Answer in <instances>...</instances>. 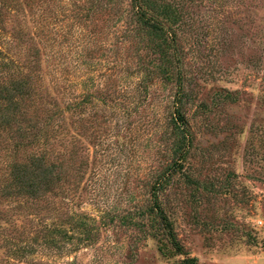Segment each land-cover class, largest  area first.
Segmentation results:
<instances>
[{"label":"rangeland","instance_id":"374dc122","mask_svg":"<svg viewBox=\"0 0 264 264\" xmlns=\"http://www.w3.org/2000/svg\"><path fill=\"white\" fill-rule=\"evenodd\" d=\"M0 1L11 6L0 8L1 58L14 60L0 79L33 75L27 115L46 126L57 106L92 95L62 131L59 192L30 201L4 194L0 168V264L176 263L182 256L162 255L135 220L170 158L174 88L140 70L145 51L131 39L129 0ZM178 1L188 14L181 43L198 95L185 109L194 140L184 175L192 182L176 174L160 197L198 264H264V229L256 225L264 219V0ZM212 81L238 99L199 115L195 105L210 102ZM11 133L0 128L1 164L27 154L11 149ZM81 218L91 230L84 240L48 246L38 235L44 225L71 234Z\"/></svg>","mask_w":264,"mask_h":264},{"label":"trees","instance_id":"16d2710c","mask_svg":"<svg viewBox=\"0 0 264 264\" xmlns=\"http://www.w3.org/2000/svg\"><path fill=\"white\" fill-rule=\"evenodd\" d=\"M181 5L184 7V3L178 0H129L127 12L134 28V30L131 28L133 31L131 39H136L138 46L145 51L144 55L142 53L140 64L143 67L140 70L144 72L147 81L152 82L154 78H158L174 88L168 133L165 135L166 140H169L170 158L150 184L151 204L142 208L138 215L134 214L137 217L135 220L142 221L141 226L146 235L158 240L157 249L162 255H166L167 258L181 255L182 258L174 264H198L197 258L189 256L178 240L173 220L160 197L166 186L170 185L174 175H184L185 164L188 162L194 140L185 109L186 104H195L198 95L190 88V78L187 77L185 49L181 43V36L188 14L183 12ZM10 7L8 3L0 1L1 9L8 10ZM37 51L40 53L39 48ZM33 53L29 56L32 58L26 60L32 62L35 58ZM0 60V70L3 71L9 67V64H14L12 58L7 61L2 59L1 51ZM31 75L28 76L26 72L22 74L20 71L15 78H9L7 81L0 79V128L12 131L8 137L11 141V149L27 153L22 158H13L12 162L8 160L3 164L0 162V168L7 174L5 178L7 182L1 192L22 195L27 201L36 200L43 194H49L48 192L52 195H55L53 192H59L58 183L62 184L60 177L62 145L59 141L63 136L62 131H65L68 123L74 125L82 106L92 101V95H86L82 99L61 104L45 119L50 124L42 126L39 124L41 121L39 116L27 115L26 108L30 103L26 101L31 96L28 90ZM214 83L215 81L210 84L208 97L210 102L199 100L195 105L194 112L197 111L199 115L210 113L219 103L233 104L238 99L239 92ZM90 121L96 122L94 114L90 116ZM77 134L75 130L70 132L73 141L76 140ZM5 135L7 137L8 134ZM86 173L87 171L84 174ZM185 177L186 184H190L192 181L187 175H184ZM72 186L75 187V184ZM61 189L65 190L62 187ZM128 216L129 214L124 215L123 218L126 220ZM73 228L74 230L69 234L67 229H60V226L44 225L40 227L42 233L38 235L48 246L64 242L74 235L81 237V240L91 235L90 228L82 222V218L74 223Z\"/></svg>","mask_w":264,"mask_h":264},{"label":"built area","instance_id":"2783aa9c","mask_svg":"<svg viewBox=\"0 0 264 264\" xmlns=\"http://www.w3.org/2000/svg\"><path fill=\"white\" fill-rule=\"evenodd\" d=\"M256 225L260 228H263L264 229V219H258L256 221Z\"/></svg>","mask_w":264,"mask_h":264}]
</instances>
